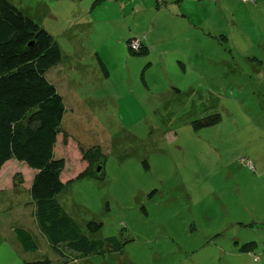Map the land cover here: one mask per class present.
<instances>
[{
	"label": "rangeland",
	"instance_id": "374dc122",
	"mask_svg": "<svg viewBox=\"0 0 264 264\" xmlns=\"http://www.w3.org/2000/svg\"><path fill=\"white\" fill-rule=\"evenodd\" d=\"M9 1L61 48L63 60L49 75L58 92L88 101L63 120L72 144L64 146L61 135L55 148L65 183L58 200L86 236L116 237L122 248L81 256L62 246L65 256L59 254L36 220L34 170L13 160L21 169L8 164L0 175V264H264L263 11L215 12L207 23L222 45L232 35V49L211 46L200 67L187 62V74L183 61L169 58L167 75L150 65L155 54L117 44L116 33L134 20L106 15L105 3L94 9L96 0ZM217 114L218 124L202 126ZM93 162L99 175L79 179ZM24 222L37 245L29 252L15 239ZM90 223L101 229L91 232ZM249 243L253 251H241Z\"/></svg>",
	"mask_w": 264,
	"mask_h": 264
},
{
	"label": "trees",
	"instance_id": "16d2710c",
	"mask_svg": "<svg viewBox=\"0 0 264 264\" xmlns=\"http://www.w3.org/2000/svg\"><path fill=\"white\" fill-rule=\"evenodd\" d=\"M106 1L96 0L93 6ZM158 1L164 4L167 0ZM138 40H129L128 48L133 54L147 55L142 40L138 50L132 48L133 42ZM62 60L61 48L46 29L9 0H0V174L13 160L34 170L30 193L36 220L42 233L62 256H65L62 246L81 256L100 254L106 245L121 249L122 244L116 237L92 240L86 236L58 200L65 183L63 161L56 156L55 148L61 135L65 144L69 137L63 130L65 101L49 75ZM98 60L101 70L108 76L110 73L100 56ZM220 120L217 114L202 126L216 125ZM88 164L79 179L98 176L92 168V165L96 168L97 163ZM100 164L98 162V166ZM88 228L97 232L101 225L90 223ZM15 233L27 251L36 248L29 232L18 229ZM255 247V243L245 244L241 251L251 252ZM252 256L254 260L258 258L255 253Z\"/></svg>",
	"mask_w": 264,
	"mask_h": 264
},
{
	"label": "crops",
	"instance_id": "0c3cea01",
	"mask_svg": "<svg viewBox=\"0 0 264 264\" xmlns=\"http://www.w3.org/2000/svg\"><path fill=\"white\" fill-rule=\"evenodd\" d=\"M105 4H106L105 7L106 15H108V12L114 11L116 12L115 14L118 15L119 19L122 22L126 21L128 18L129 19L133 18L134 20L133 25L127 24V26H124L125 28L124 34L123 33L120 34L119 32L116 33L115 37L117 44L122 46L124 50L127 49V47H129L128 46L129 40L137 39V38L139 40L142 39L143 47L148 50V54L150 56H154V54L157 56V60L155 62L150 60L151 62L150 65L152 66V68L155 67L156 64L158 63L162 67L163 72L166 73L167 75L170 70L169 65L171 63L169 61V58H172L173 60L177 59L181 62L183 61V63H181L183 65L182 71L183 73L187 74L188 73L187 62L188 61L195 62L196 67H200L199 58L203 57L206 54L207 49L208 51L210 50L211 46L217 47L218 50H220V52H221L220 49L221 46V48H223L224 51L227 52L228 45H230L232 40V35L226 37L225 40L227 41V45H222V43L219 42V40L218 42L216 41L217 40L216 36L218 35L216 32L211 31L210 25L209 23H207L210 22L209 18L215 12L219 13L220 15L221 12L226 13V11L228 10H233V14L236 15L239 11V8H242L243 9V10L241 9L242 14H251L247 11L250 12L263 11L264 13V0L258 1L256 5L244 4L242 3V1L234 4L233 0H222L220 2H215L213 0H167L166 3L164 4H159L158 0H135L134 2L133 0H129V1L108 0L105 2ZM206 7H208V9L210 10L211 12L210 14H207ZM95 8L96 6H94V9ZM186 11L198 20L191 19L187 15L188 13ZM145 16H149V17L146 20H144ZM216 17H218V15L214 16V19ZM207 24H208V28L206 27ZM206 32L211 33L210 37H208L205 34ZM207 37H208V44H207ZM231 49L232 46L230 45V50ZM203 65H202V69H203ZM200 72L201 71H199V73ZM204 77L205 76L201 75V78ZM249 85L250 87H253V83H249ZM174 86L171 88L172 90L178 93L185 92L182 91L183 88L178 87L179 85L174 84ZM193 87H195V85ZM238 87L239 85H236V89H238ZM191 88H187V89H191ZM244 90H245V86H242V88L240 89L241 96L245 95ZM59 93L61 92L59 91ZM255 94L257 93H253V96ZM61 96L64 98L65 101L66 114L67 111H70L72 114H74L77 109H79L80 111L82 108H85L84 105L87 106L88 101L86 99H82L81 97H79L77 93H75L73 97L69 96V98H66L63 95V93ZM94 103L97 104V102ZM60 137L58 139L57 146L59 144ZM71 144L72 143L70 137L68 138L67 144L64 143V138H63L64 146L68 147ZM8 164H11L12 166ZM7 165L12 169L13 168L21 169V167L16 161H9L5 165V167ZM5 167L3 168V170L7 168ZM3 170L0 174L1 177L4 173ZM11 180L13 181V179ZM27 209H29L27 208V206L23 208L22 217L27 212ZM22 225L25 227V229L24 228H18V229H23L29 232L30 235L33 237V235L31 234V230L27 227V225L29 226V224L24 222L22 223ZM15 239L16 241L20 242L17 235ZM25 251L27 250L25 249Z\"/></svg>",
	"mask_w": 264,
	"mask_h": 264
},
{
	"label": "built area",
	"instance_id": "2783aa9c",
	"mask_svg": "<svg viewBox=\"0 0 264 264\" xmlns=\"http://www.w3.org/2000/svg\"><path fill=\"white\" fill-rule=\"evenodd\" d=\"M163 1H165V0H163ZM242 1L245 2V3H247V2H250L251 0H242ZM139 47H140V43H139V41H135V42H133V44H132V48H133L134 50H138ZM249 166L252 167V164H249ZM258 260H259L258 258H255V261H258Z\"/></svg>",
	"mask_w": 264,
	"mask_h": 264
},
{
	"label": "water",
	"instance_id": "95a60500",
	"mask_svg": "<svg viewBox=\"0 0 264 264\" xmlns=\"http://www.w3.org/2000/svg\"><path fill=\"white\" fill-rule=\"evenodd\" d=\"M99 167V166H98ZM101 170L98 168V170H97V174L100 172ZM99 175V174H98Z\"/></svg>",
	"mask_w": 264,
	"mask_h": 264
},
{
	"label": "bare ground",
	"instance_id": "6f19581e",
	"mask_svg": "<svg viewBox=\"0 0 264 264\" xmlns=\"http://www.w3.org/2000/svg\"><path fill=\"white\" fill-rule=\"evenodd\" d=\"M140 48V47H139Z\"/></svg>",
	"mask_w": 264,
	"mask_h": 264
}]
</instances>
